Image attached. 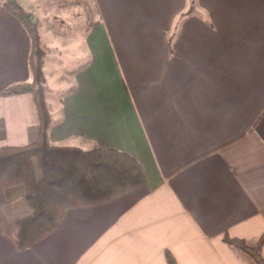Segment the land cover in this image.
<instances>
[{"label": "crops", "instance_id": "1", "mask_svg": "<svg viewBox=\"0 0 264 264\" xmlns=\"http://www.w3.org/2000/svg\"><path fill=\"white\" fill-rule=\"evenodd\" d=\"M15 1L44 49L79 64L54 82L45 52L52 145L126 153L145 186L68 210L27 250L25 188L4 190L0 264H254L222 236L254 246L264 233V0H92L74 35L62 23L85 0ZM30 51L0 6V92L31 82ZM38 125L30 94H0V148L34 142Z\"/></svg>", "mask_w": 264, "mask_h": 264}, {"label": "trees", "instance_id": "2", "mask_svg": "<svg viewBox=\"0 0 264 264\" xmlns=\"http://www.w3.org/2000/svg\"><path fill=\"white\" fill-rule=\"evenodd\" d=\"M0 6L16 17L31 42L28 58L31 82L0 92L1 95L30 94L38 114L39 127L34 142L0 148V233L13 235V225L3 210L4 190L22 185L30 213L18 221L15 241L20 250H27L56 232L68 210L107 203L144 187L145 179L139 164L126 153L52 145L45 50L40 35L15 0H0ZM71 92L72 89L66 94ZM222 242L248 255L254 264H264V233L254 246L227 234L222 236ZM166 259L167 264H176L169 253Z\"/></svg>", "mask_w": 264, "mask_h": 264}, {"label": "rangeland", "instance_id": "3", "mask_svg": "<svg viewBox=\"0 0 264 264\" xmlns=\"http://www.w3.org/2000/svg\"><path fill=\"white\" fill-rule=\"evenodd\" d=\"M79 3H80V6H73L70 10L77 12L80 9V11L83 10L84 14L83 15L79 14V17H75V15H73V17L68 18L62 23V31L66 34L74 35L78 31L79 26L86 25L87 23L91 24L93 18L95 20L97 16L96 15L97 5L96 3L95 5H93L92 0H85ZM74 14H77V13H74ZM86 19L89 22H87ZM28 20L31 23L35 24L30 19ZM44 50L46 52V55L48 56L47 67L49 68V71L52 74L51 80L54 82L55 81L63 82L64 84H66L68 80L71 79V78H68L71 75V71L74 70V68L78 67L79 65V64L77 65V62L75 61V54L72 52H65V51L61 52L59 50V46H56V47L52 46Z\"/></svg>", "mask_w": 264, "mask_h": 264}]
</instances>
